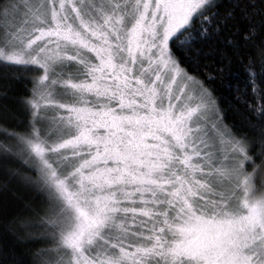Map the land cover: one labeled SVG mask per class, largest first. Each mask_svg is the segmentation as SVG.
<instances>
[{"label": "snow or ice", "instance_id": "obj_1", "mask_svg": "<svg viewBox=\"0 0 264 264\" xmlns=\"http://www.w3.org/2000/svg\"><path fill=\"white\" fill-rule=\"evenodd\" d=\"M216 8L0 0V61L32 72L22 126L0 139L5 175L41 198L20 218L39 228L19 237L43 245L31 264H264V111L234 131L188 66L238 14L226 43L237 59L251 43L255 88L264 0Z\"/></svg>", "mask_w": 264, "mask_h": 264}, {"label": "trees", "instance_id": "obj_2", "mask_svg": "<svg viewBox=\"0 0 264 264\" xmlns=\"http://www.w3.org/2000/svg\"><path fill=\"white\" fill-rule=\"evenodd\" d=\"M235 0H214L217 19H223ZM246 21L237 14L222 25V31L209 40L201 42L199 63H189V71L198 74L206 81V86L217 99L223 123L236 132L250 131V122L258 121L264 111V75L259 67L256 71L255 88L250 84L246 71L247 55L256 56L251 43L243 47V59L232 54L231 46L226 43L229 36H238L237 26L243 31ZM264 37L257 35L254 40L259 44ZM230 56L231 60L226 58ZM222 69V71H219ZM31 71L20 66H10L0 61V139L2 129L22 126L21 97L29 93ZM211 77V78H210ZM18 165H13L16 167ZM41 198L17 179L7 177L0 167V264H31L30 253L43 245L31 240L21 239L20 234L36 233L37 226H28L20 218L28 215L24 211L26 203L40 204Z\"/></svg>", "mask_w": 264, "mask_h": 264}, {"label": "rangeland", "instance_id": "obj_3", "mask_svg": "<svg viewBox=\"0 0 264 264\" xmlns=\"http://www.w3.org/2000/svg\"><path fill=\"white\" fill-rule=\"evenodd\" d=\"M213 98H214V100H215V104H216V106H217V108H218V110H219L217 99H216L214 96H213ZM219 113H220V111H219Z\"/></svg>", "mask_w": 264, "mask_h": 264}]
</instances>
